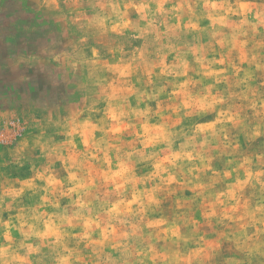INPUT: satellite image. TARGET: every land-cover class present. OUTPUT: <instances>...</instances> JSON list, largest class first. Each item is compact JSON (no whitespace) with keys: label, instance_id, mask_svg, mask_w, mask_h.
<instances>
[{"label":"clouds","instance_id":"1","mask_svg":"<svg viewBox=\"0 0 264 264\" xmlns=\"http://www.w3.org/2000/svg\"><path fill=\"white\" fill-rule=\"evenodd\" d=\"M0 79V264H264V0H37Z\"/></svg>","mask_w":264,"mask_h":264},{"label":"rangeland","instance_id":"2","mask_svg":"<svg viewBox=\"0 0 264 264\" xmlns=\"http://www.w3.org/2000/svg\"><path fill=\"white\" fill-rule=\"evenodd\" d=\"M37 0H0V79L10 77L17 54L36 44Z\"/></svg>","mask_w":264,"mask_h":264}]
</instances>
